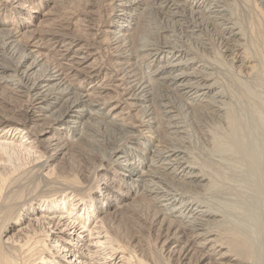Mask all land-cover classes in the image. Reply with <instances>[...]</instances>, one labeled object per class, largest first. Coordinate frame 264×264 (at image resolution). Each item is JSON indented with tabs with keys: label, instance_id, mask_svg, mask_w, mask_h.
Masks as SVG:
<instances>
[{
	"label": "bare ground",
	"instance_id": "6f19581e",
	"mask_svg": "<svg viewBox=\"0 0 264 264\" xmlns=\"http://www.w3.org/2000/svg\"><path fill=\"white\" fill-rule=\"evenodd\" d=\"M124 225L264 264V0H0V264L167 260Z\"/></svg>",
	"mask_w": 264,
	"mask_h": 264
},
{
	"label": "rangeland",
	"instance_id": "374dc122",
	"mask_svg": "<svg viewBox=\"0 0 264 264\" xmlns=\"http://www.w3.org/2000/svg\"><path fill=\"white\" fill-rule=\"evenodd\" d=\"M105 51V52H104ZM104 51H101V55L103 57V59H105L104 61L106 63L109 62L110 60V52L109 50H105ZM105 56H104V55ZM109 57V58H107ZM11 160L13 159V162H10L12 164V166H14V164H18L20 165V170H14L16 172H13V174H17L16 176L20 175L19 173H22V171H25L26 169L30 168L32 166V159H33V156L32 154H29L26 150H21V151H16V152H11ZM27 155V156H26ZM30 156V157H29ZM32 156V157H31ZM26 163V165L24 166V164ZM30 166V167H29ZM23 167V168H22ZM22 168V169H21ZM15 176V177H16ZM132 226V225H130ZM129 225H124L122 227H120V229L124 232L125 235H128V236H134L136 235L137 238L144 244H146V247L149 248L147 252H149L150 254H146L144 253L143 254V257L144 259H154V258H160V255H162V258L164 257L165 259H167L165 262L161 260L162 264H180L179 261L177 260H170L168 258V256H165L163 255V253H161L162 251L160 250L161 247L159 248V243L157 241V239L155 238V233L151 230V229H148L147 226L143 229V232L142 233V236L138 235L137 232L135 230H133ZM147 233H146V232ZM152 233V234H151ZM151 236H152V239H151ZM146 237V238H145ZM154 237V238H153ZM156 239V240H155ZM158 245V246H157ZM155 247V248H153ZM161 251V252H160ZM161 253V254H160ZM159 254V255H158ZM164 259V260H165ZM177 262V263H176ZM148 263L152 264L151 260H148Z\"/></svg>",
	"mask_w": 264,
	"mask_h": 264
}]
</instances>
